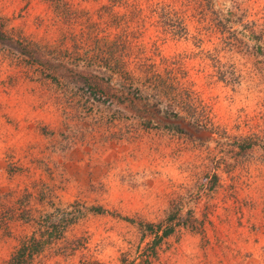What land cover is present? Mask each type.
Masks as SVG:
<instances>
[{
	"label": "rangeland",
	"instance_id": "374dc122",
	"mask_svg": "<svg viewBox=\"0 0 264 264\" xmlns=\"http://www.w3.org/2000/svg\"><path fill=\"white\" fill-rule=\"evenodd\" d=\"M259 38L264 0H0V264H264Z\"/></svg>",
	"mask_w": 264,
	"mask_h": 264
},
{
	"label": "trees",
	"instance_id": "16d2710c",
	"mask_svg": "<svg viewBox=\"0 0 264 264\" xmlns=\"http://www.w3.org/2000/svg\"><path fill=\"white\" fill-rule=\"evenodd\" d=\"M250 29L251 28L246 29V31H248V35H247L248 39L255 36V33H253V34L249 33ZM258 40L259 41L255 45H256V48L258 50H261V48L264 47V45H263L262 41L260 40V38ZM174 114L176 115V113H174ZM147 227L152 228V225L148 224ZM171 230H172V227H165V229L163 230V235L169 234L171 232ZM26 252L27 251L25 248L18 249L17 253L10 258L9 263L10 264H27L26 257H25ZM27 256H30V253H27Z\"/></svg>",
	"mask_w": 264,
	"mask_h": 264
}]
</instances>
